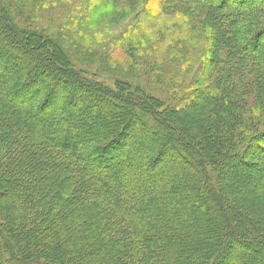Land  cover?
<instances>
[{"label": "trees", "instance_id": "1", "mask_svg": "<svg viewBox=\"0 0 264 264\" xmlns=\"http://www.w3.org/2000/svg\"><path fill=\"white\" fill-rule=\"evenodd\" d=\"M95 1L84 25L116 5ZM156 9L160 22L171 9L179 15L175 23L193 10L204 17L203 45L195 32L172 36L159 58L167 71L186 47H203L204 61L182 96L165 79L158 92L121 77L111 88L93 78L92 62L77 66L63 39L24 29L3 8L0 264H226L231 246L242 242L264 256V0H148L141 16ZM10 44L48 59L23 69V54ZM155 66L142 64L149 75H161ZM105 96L139 105L153 120L138 119L136 107L122 116L106 106L115 121L104 118L98 126L86 109ZM83 113L88 120L77 126ZM139 124L167 126L174 139L144 144L149 135ZM122 152L129 159L108 168ZM177 154L189 169L169 161ZM230 163L241 169L227 173ZM240 254L234 262L249 264Z\"/></svg>", "mask_w": 264, "mask_h": 264}, {"label": "rangeland", "instance_id": "2", "mask_svg": "<svg viewBox=\"0 0 264 264\" xmlns=\"http://www.w3.org/2000/svg\"><path fill=\"white\" fill-rule=\"evenodd\" d=\"M115 1L116 5L109 14H105L100 17V19L85 25L84 23L87 19L92 17L94 8H91L92 4H95V0H0V13H3L2 10L6 7L16 23L24 29L29 28L40 33L45 32L47 36H51L54 39H63L64 49L67 53L72 54L73 52L72 57L77 66L83 68L85 67L83 65L84 62H92L90 68L95 72L93 78L97 81L106 83L111 88L115 87L117 77H121L134 84H139L142 90L152 93L158 92L156 89L157 83L161 79H165V81H171V86L178 89L180 96H182L189 89L191 84L194 83L197 68L204 61L202 60L203 47L199 46V48H195L194 46L191 47V45H189V47H186V49L181 52V55H178L179 58H172L173 60L169 62L170 66L167 68V71L166 68H164V65H161L162 67L159 66L164 61L159 58L162 53H164L163 49L167 45L166 42H171L172 36L178 38L183 35L189 36L190 33L195 32L198 36H201L200 40L202 41V45L204 44L205 35L200 28V23H202V20L204 19L201 10H193V12L190 13L191 15L189 14L190 17L188 19L180 21L179 23H175L179 17L178 13H175L174 9L167 10V12H165L166 14H161L162 19L160 22V9L153 10V13L146 18L141 16L148 0ZM84 12L85 14H82ZM82 15L85 16L83 20L79 18ZM137 22L140 23V27L138 29L135 28L134 30L132 27H136ZM2 40L3 38L0 36V41ZM21 43L23 46H20L24 48L26 46L30 47L29 43L31 42L26 43L25 41H22ZM86 44H88L89 50L84 46ZM186 44H189V42ZM10 46L12 47L11 49H13L14 46H12V44H10ZM79 46H81L83 50L82 48H78L77 51H75L74 48ZM14 50L23 54L22 57H24L23 60L25 61L23 69L34 64L45 65L44 59H48L45 54L42 55V59L34 57L35 55L33 53L26 55L23 53L22 48H19V45L18 49L14 47ZM52 51H54V49H52ZM123 51H128L127 58ZM76 53H81V57L78 59L75 58L73 55ZM150 62L155 63L156 65L154 68V74L161 75H149L152 70L148 71V69L142 67L143 63ZM5 64L7 66L6 62ZM104 66H109V69H106L104 73H99L98 69L101 70ZM155 78L157 79L156 81ZM93 98L99 100L96 99V96ZM102 99H104L103 104L100 105L98 102L94 101L92 102V107L86 109L87 113H92L94 115L98 126L101 125L104 118H110L109 120L115 121V118H111L112 113L105 114L106 111H108L106 106H108L110 110L112 109L113 113L118 112L122 114V116H125V112L127 111L132 109L134 111V107H136L137 109L134 112L138 114V119L145 118L153 120L154 116L145 112L139 105L135 106L118 98H108L106 96L105 98L102 97ZM10 103L15 107L20 105L12 100H10ZM172 103L174 102H171V104ZM56 111L57 110L54 108H51L49 113H55ZM45 116L47 115H38V117ZM59 116L62 117L61 115ZM87 118L88 117L85 113H83L82 115L75 117L74 122L79 126L85 124V121L88 120ZM120 121V123L118 122L119 125L122 123V119H120ZM141 128H147L146 130L149 135L143 140L142 143L144 144H147L153 139H156V143L158 144L163 141V138H168L169 140L170 138L174 139L172 138L173 130L169 129L167 126L160 127L155 125V127H153L150 124L146 126L139 124V129ZM179 130L180 129L177 131ZM190 135L194 140H199L200 134L197 132L192 131ZM135 137L138 138L139 136L135 135ZM140 143L141 142H137L136 140H130L128 144L138 146ZM129 157L128 153L122 152L117 159L114 158L108 162V168L113 170L118 162L126 161ZM172 160L175 162L178 160L186 169H189L186 160H183L178 154L169 159V161ZM151 165H153V163H150V166ZM240 169L241 165L230 163L225 170L227 173L231 174L233 171H239ZM150 175L155 178L154 174L151 173ZM235 178L236 175H234L233 179ZM230 180L232 181V179ZM226 203L223 202L224 206H226ZM203 212H205V210ZM209 212L212 213L211 211ZM212 214L217 216V213L215 212ZM202 220V222H204L205 214L202 215ZM208 230L207 227L205 230L204 226V231L208 232ZM212 232L213 231H211L210 234ZM222 235V232H219L215 236L222 240L224 239ZM257 252H259L257 249H252L251 247L246 246V244H243V242L240 244L234 243L231 246V257L226 264H236V262H234L236 257L232 259V256H238L237 254H240L242 258H244V254L246 259L249 260V264H254L251 263V258H254L255 264H260V261L264 259V256H260ZM250 255H252V257H250Z\"/></svg>", "mask_w": 264, "mask_h": 264}, {"label": "bare ground", "instance_id": "3", "mask_svg": "<svg viewBox=\"0 0 264 264\" xmlns=\"http://www.w3.org/2000/svg\"><path fill=\"white\" fill-rule=\"evenodd\" d=\"M84 87V89H85V86H83ZM91 92V91H90ZM86 97H89V94L87 93L86 95H85V100H86Z\"/></svg>", "mask_w": 264, "mask_h": 264}]
</instances>
